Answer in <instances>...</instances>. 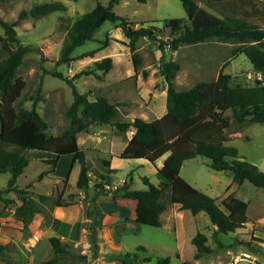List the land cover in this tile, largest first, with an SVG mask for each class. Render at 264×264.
Segmentation results:
<instances>
[{
	"label": "rangeland",
	"instance_id": "374dc122",
	"mask_svg": "<svg viewBox=\"0 0 264 264\" xmlns=\"http://www.w3.org/2000/svg\"><path fill=\"white\" fill-rule=\"evenodd\" d=\"M47 1H60L65 9L37 18L19 17L22 10ZM109 1L0 0V18L15 22L20 41L33 47L17 68L16 75L26 83L16 106L31 107V97L40 87L41 99L37 101L36 109L47 122L49 134H59L68 125L65 110L73 100V94L64 80L43 73L44 68L59 70L68 77L78 75L73 82L80 93L89 99L103 95L118 105L116 120H129L134 116L150 120L165 113L167 84L160 66L167 60L179 64L173 79L176 89H188L201 80L212 81L220 71L230 74L232 85H252L256 78L262 76L243 53L232 55L233 49L241 46L239 42L212 38L195 44L182 43L176 50H171L169 45L159 47L157 38H170L160 31L156 37H141L132 51L121 28L108 20L94 32L92 39L74 50L73 59L56 65L66 31L74 19L91 10L97 2L108 4ZM196 1L216 15L222 11L232 13L228 7L232 2L240 4V0ZM255 1V10L249 4L244 5L243 8L250 11L245 18L264 28V0ZM112 10L133 21L135 27L140 24L161 27L163 20L168 18H184L183 25H190L180 0H115ZM3 35L0 25V36ZM6 54L0 42V60ZM107 56L112 58V67L108 71L97 68L95 62ZM134 56L139 60L137 66L134 65ZM131 133V130L121 133L111 124L100 123L88 124L86 130L77 132L78 143L84 149L90 166V180L94 181L101 175L108 176L110 182L126 179L127 187L133 189L145 187L144 176L153 184L161 180L156 168L161 166L167 153L154 163L118 157ZM226 136V143L235 146L240 157L264 171V123L248 121L238 126L231 119ZM25 153L28 164L16 183L38 211L24 223L18 213L21 199L17 192L1 193L2 197L12 200L4 203L0 199V243L10 244L8 255L0 257L5 264H46L44 261L54 256L49 242L53 235L66 244L68 253L62 259L65 264H125L126 252L131 253L136 264H158L156 259L161 258H168L166 264H264V188L248 180L236 183L229 171L210 168V160L206 157L184 160L180 176L215 198L221 208L220 201L230 193L247 202L248 219L244 227L235 232L221 233L222 247L213 243L211 232L214 226L203 211L193 214L190 210L179 209L178 204L174 205V230L158 226L155 214L146 210L145 213L139 212L136 223L112 227L110 236L113 240H108V229L98 230L96 227L99 222L96 215L113 211L108 204L117 189L110 191L100 187L95 189L94 186L78 189L76 180L80 164L78 161L72 163V154L57 156L51 151L38 149H28ZM52 158L56 165L53 172L46 174L50 168L46 160ZM9 177V172L0 175V189L6 186ZM90 225L95 229V250L91 247L88 233ZM197 231L207 235V243L213 250L195 258L191 238ZM111 244L119 249L111 247ZM147 258L152 260L145 261ZM124 259L129 261V258Z\"/></svg>",
	"mask_w": 264,
	"mask_h": 264
},
{
	"label": "trees",
	"instance_id": "16d2710c",
	"mask_svg": "<svg viewBox=\"0 0 264 264\" xmlns=\"http://www.w3.org/2000/svg\"><path fill=\"white\" fill-rule=\"evenodd\" d=\"M97 2L89 11L77 16L66 31L65 39L61 45L56 65L69 62L74 50L86 40L92 39L94 32L105 22L111 21L120 27L128 38V45L132 51L141 37H156L162 31L169 35V40L157 38L159 47L169 45L176 50L182 43L195 44L216 38L222 41L241 43L232 51V55L243 53L251 62L254 70L261 72L262 76L255 79L252 85L230 84V74L220 71L212 81H198L188 89H176L173 79L179 69L174 60L164 61L160 66L161 74L166 81V111L160 117L147 120L142 116H134L129 120H116L118 113L116 103H111L103 95L89 99L80 93L73 82V77L64 75L56 69H45L43 73L64 80L72 90L73 100L65 110L69 119L68 125L59 134L47 132V122L37 111V101L41 99L40 87L32 96L31 107L16 106L25 86V80L16 75L25 54L32 50L29 44H23L15 29V22L0 18V25L4 35L0 36L1 48L6 56L0 60V175L10 173L5 187L0 189V199L11 202V199L1 196L2 192H17L21 199L18 213L22 222H28L32 215L38 211L31 205L24 190L16 183L17 177L28 164L26 150L38 149L51 151L57 156L72 154V163L78 161L80 169L76 180L78 189L88 188L90 180L89 163L85 159V151L77 140V132L86 130L88 124H111L121 133L133 130L124 148L118 154L122 159H144L151 163L167 153L157 173L161 180L157 184L150 182L144 176V188H128L127 181L114 194L129 201L130 213L141 203L149 212L155 214L156 223L160 227L175 229L174 205L179 209L190 210L193 214L203 211L214 226L211 232L213 243L217 247L224 244L220 240L221 233L235 232L244 227L248 219L246 214L247 202L228 194L220 203L216 199L195 188L183 179L180 167L184 160L202 156L210 160L209 167L214 170L229 171L233 180L240 184L244 180L250 181L257 187L264 188V171L257 165L240 157L235 146L227 144L226 129L231 119L241 126L244 123H264V28L249 22L245 16L250 13L243 7L249 4L256 9L255 0H240V4H229L232 13L222 11L216 15L201 7L196 0H180L186 12L190 25H183L184 18L164 19L161 27L153 25L134 26V22L115 13L112 3ZM231 6V7H230ZM65 5L60 1H47L34 4L28 10H22L20 18L31 16L34 18L49 15L53 12L63 11ZM136 57V58H135ZM137 66L138 58L133 57ZM97 68L108 71L112 67V58L103 57L95 62ZM146 75V71H143ZM229 113V114H228ZM50 165L47 173H51L56 165L55 159H47ZM106 165H109L105 161ZM94 188L101 187L104 182H110L108 176L95 179ZM44 197V196H42ZM57 205H61L56 202ZM91 247L95 250L96 234L94 226L88 227ZM205 233L197 231L191 238L195 246L194 257L198 258L210 253L213 247L207 243ZM49 242L54 256L44 261L46 264H65L63 255L68 253L66 244L58 236H50ZM142 248L141 246H139ZM9 243H0V257L8 255ZM130 252L124 254L129 258L124 263L136 264ZM151 258L145 261H151ZM158 264H166L168 258L156 259ZM0 264H5L0 260Z\"/></svg>",
	"mask_w": 264,
	"mask_h": 264
},
{
	"label": "crops",
	"instance_id": "0c3cea01",
	"mask_svg": "<svg viewBox=\"0 0 264 264\" xmlns=\"http://www.w3.org/2000/svg\"><path fill=\"white\" fill-rule=\"evenodd\" d=\"M131 131L133 133V130H131ZM130 136H128L126 141L123 143L122 149L124 148L127 140L130 138ZM122 149H121V151H122ZM87 162H88V160H87ZM111 181H117V180H111ZM108 205H109V209L113 210L112 212H107L106 214L104 213L103 215L102 214L96 215V219L99 220L98 224H96L97 225L96 227L98 228V230H100L101 228H107L108 229V235H109L108 240H113L110 236V231H111L112 227L118 226L119 224H121V225L122 224H128V225L134 224L137 222L136 217L138 216L139 212L143 211L145 213V211H146V209L142 206V204L138 203L134 206L133 214H131L130 209H129L131 203L129 201H126L125 199L121 198L120 196H118V194H114V196L112 197V200L109 202ZM136 229H137V227H136ZM101 235H102V233H101ZM111 245H112L111 247L119 249L118 246H115L113 244H111Z\"/></svg>",
	"mask_w": 264,
	"mask_h": 264
},
{
	"label": "built area",
	"instance_id": "2783aa9c",
	"mask_svg": "<svg viewBox=\"0 0 264 264\" xmlns=\"http://www.w3.org/2000/svg\"><path fill=\"white\" fill-rule=\"evenodd\" d=\"M123 182H124V179H120L117 181H111V182H104L101 184L100 188L110 190V191H115L123 184ZM93 186H94V182L92 180H89L88 188L93 187Z\"/></svg>",
	"mask_w": 264,
	"mask_h": 264
}]
</instances>
